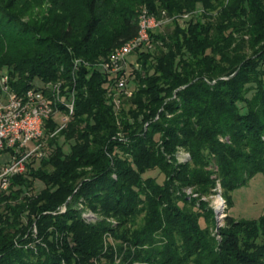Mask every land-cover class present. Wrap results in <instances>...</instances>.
<instances>
[{
	"label": "trees",
	"instance_id": "obj_1",
	"mask_svg": "<svg viewBox=\"0 0 264 264\" xmlns=\"http://www.w3.org/2000/svg\"><path fill=\"white\" fill-rule=\"evenodd\" d=\"M19 1L0 0V25L20 27L0 34V44L23 45L1 66L12 90L34 79L61 81L74 109L57 135L46 123L47 156L0 193V264H114L115 252L129 264H264V216L227 213L212 232L206 202L177 195L186 186L210 195L219 179L229 209L231 192L264 173V0L147 2L150 14L170 21L130 57L144 74L130 72L126 91L96 62L137 35L136 10H121L120 28L98 48L104 20L96 0H86L89 18L77 40L70 24L51 36L46 20L22 23ZM193 9L198 16L185 18ZM177 147L189 162L173 161ZM78 204L103 218L85 223Z\"/></svg>",
	"mask_w": 264,
	"mask_h": 264
},
{
	"label": "built area",
	"instance_id": "obj_2",
	"mask_svg": "<svg viewBox=\"0 0 264 264\" xmlns=\"http://www.w3.org/2000/svg\"><path fill=\"white\" fill-rule=\"evenodd\" d=\"M169 21L164 12L156 16L143 8L138 14L137 35L97 62L102 73L116 78L118 91H126L129 73L138 70L139 63L130 61V57L149 44L151 32ZM73 109V96L69 98L63 92L61 81L38 82L16 92L10 86L8 75L0 74V193L8 190L13 177L25 173L32 160L47 156L46 123L56 124L49 136L57 135L65 128ZM219 199L217 211L225 207V201Z\"/></svg>",
	"mask_w": 264,
	"mask_h": 264
},
{
	"label": "rangeland",
	"instance_id": "obj_3",
	"mask_svg": "<svg viewBox=\"0 0 264 264\" xmlns=\"http://www.w3.org/2000/svg\"><path fill=\"white\" fill-rule=\"evenodd\" d=\"M157 0H96V9L97 13L100 14L102 20H104L102 28L97 33L94 38V43L98 46V48H103L105 44H107L109 38L120 28L121 20L119 16V12L123 9H134L138 13L145 8V4L147 2ZM16 13H19V20L22 23H28L30 20H46V28L45 34H50L51 36H57L58 33L65 29V27L70 24L73 31V38L75 40L79 39L83 28L89 18L88 9L86 7V0H20L18 5L14 8ZM193 13L195 16L199 14L195 9L190 11H183L185 13ZM165 16H167L165 14ZM198 16V15H197ZM168 17V16H167ZM13 28L5 29L4 23L0 25V34L9 35L11 32L15 31L14 25H11ZM17 29V30H18ZM14 33V32H13ZM11 36V35H10ZM27 37H22L23 40H26ZM12 39V38H10ZM22 39H18L17 37L15 41H21ZM3 42L0 44V74H5L6 69L1 67L2 64L17 55H20L23 50V45L17 46L16 43ZM13 44V45H12ZM25 49V48H24ZM104 57H99L97 62ZM96 62V63H97ZM139 64L138 71L144 74ZM41 82L38 79H34L32 84H37ZM132 82L128 83V89H131ZM117 102V104L115 103ZM115 110L117 111L120 107L118 100L114 101ZM223 140V139H220ZM161 146V142L159 143ZM65 150L67 148L65 147ZM160 151L163 152V149L160 148ZM191 159L190 153L182 147H177L174 153L173 161L176 164H185L189 162ZM167 161L172 162L170 157L167 156ZM216 170V169H214ZM150 176H154L158 183H162L164 176L156 171L150 172ZM215 176L212 175V178ZM38 183H35L34 190H38ZM177 195L183 196L187 200L195 199V204H199L200 202H206L207 209L213 211L214 214V225L211 229L212 232H215L218 228L224 226V219L226 214L228 213L230 216L235 218L236 220L250 221L259 219L261 216H264V173H258L254 175L252 178L246 181L242 186L235 188L230 194V206L227 208V203L225 202L223 207L217 211V203L221 202L219 198H222V188L219 182V179L215 181V188H213L212 193L210 195H201L195 191L194 187L186 186L180 188L177 192ZM225 201V200H224ZM78 208L81 210L82 219L85 223L96 224V222L103 218L101 215L92 212L90 209L85 206L78 204ZM106 222L115 227L117 225L116 221L112 218L106 219ZM200 226L204 227V223L200 220ZM107 237V236H106ZM106 241V240H105ZM261 240L257 239L253 242L255 244L259 243ZM109 242L114 245V249L119 244L118 241H114L112 237H109ZM108 249V242H105L103 248V254ZM101 262H104V258H99ZM97 264V262H96ZM114 264H129L128 262H123L122 255H118L115 252L114 255ZM136 264V263H134Z\"/></svg>",
	"mask_w": 264,
	"mask_h": 264
}]
</instances>
